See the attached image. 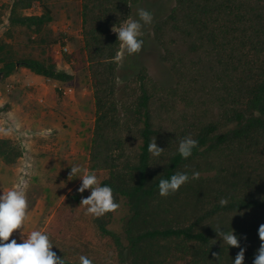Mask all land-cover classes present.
<instances>
[{
  "label": "trees",
  "instance_id": "1",
  "mask_svg": "<svg viewBox=\"0 0 264 264\" xmlns=\"http://www.w3.org/2000/svg\"><path fill=\"white\" fill-rule=\"evenodd\" d=\"M42 1L12 0L9 27L40 32L53 20ZM139 2L81 0L95 107L89 169L106 173L101 186H110L119 204L93 222L114 244L121 264L124 256L130 264H233L240 249L223 244L217 226L234 230L246 250L243 264H253L264 224V0H173L169 14L154 24L152 38L174 86L161 87L142 68L120 88L114 57L121 48L111 29L131 17ZM37 4L41 14H23ZM0 65V79L21 67L63 84L74 80L51 55L19 57L6 41H0ZM188 136L198 147L183 159L178 144ZM154 137L165 149L159 158L147 151ZM21 157L20 146L0 138L5 164ZM175 172L200 176L161 197L159 180ZM221 198L228 199L227 206L219 205ZM123 207L126 245L112 228Z\"/></svg>",
  "mask_w": 264,
  "mask_h": 264
},
{
  "label": "rangeland",
  "instance_id": "2",
  "mask_svg": "<svg viewBox=\"0 0 264 264\" xmlns=\"http://www.w3.org/2000/svg\"><path fill=\"white\" fill-rule=\"evenodd\" d=\"M11 2L0 0V41L13 45L19 57L51 55L58 69L73 74L74 80L64 84L73 93L64 95L58 90L63 83L34 81L32 74L21 67H17L12 77L0 79V138L13 140L22 150V157L15 164L7 165L0 158V195L26 184L29 206L25 234L33 230L47 234L54 245L52 250L64 258L79 264V256L85 255L92 264H121L114 244L97 231L93 222L97 217L79 208L82 197H88L90 190L80 194L82 181L77 177L67 179L73 165L92 171L89 148L95 107L81 32V0H43L51 9L53 20L38 33L24 27H9ZM173 5V0H140L132 7V19H138L140 8L152 13L154 19L142 29L140 39L144 43L140 53L129 56L123 49L120 51L123 53L119 61L120 88H125L133 74L142 68L161 87L174 86L175 79L161 61V50L152 38L154 24L167 16ZM38 12L42 13L40 4L23 14ZM63 47L68 48L67 52ZM38 96L44 98L43 103L37 101ZM92 172L100 181L106 176L104 172ZM127 215L128 210L123 207L112 224L124 245L122 220ZM21 231L14 232L10 239L21 243ZM124 259L123 264H130L127 256Z\"/></svg>",
  "mask_w": 264,
  "mask_h": 264
},
{
  "label": "clouds",
  "instance_id": "3",
  "mask_svg": "<svg viewBox=\"0 0 264 264\" xmlns=\"http://www.w3.org/2000/svg\"><path fill=\"white\" fill-rule=\"evenodd\" d=\"M137 15L138 19L129 17L120 27L115 25L111 29L113 33L117 34L120 48L129 56L141 52L144 43L140 39L144 34L142 29L145 26H150L154 19L153 14L143 8L138 9ZM122 55L123 53L118 51L114 60L119 62ZM197 147V140L191 136L185 137L179 141V155L183 159H188ZM164 150L158 146L156 137L147 146L148 153L154 158L161 157ZM199 176V172H193L191 177L186 172H175L170 179H160L159 195L167 198L178 192L190 179L196 180L199 179ZM74 177L82 181L78 188L80 194L90 190V195L86 198L82 197L79 206V208H85L87 215L99 218L118 210L119 204L115 201L113 189L107 185L101 186V181L95 172L80 165H73L67 179L72 181ZM26 188L27 185L22 184L2 191L3 194L0 195V264H66L65 258L58 257L52 250L54 245L47 234L39 230L25 234L24 224L28 219L27 209L29 206ZM218 203L221 207H225L229 201L226 198H221ZM17 230H22L20 232L21 243H18L16 239H10ZM214 231L223 244L240 249L233 264H243L246 250L241 248L239 238L234 234V230L221 231V228L217 226ZM258 236L261 244L254 254L253 264H264V224L259 226ZM213 241L215 244L216 241ZM214 256L218 260L219 255L214 254ZM79 264H92V260L85 255H80Z\"/></svg>",
  "mask_w": 264,
  "mask_h": 264
},
{
  "label": "crops",
  "instance_id": "4",
  "mask_svg": "<svg viewBox=\"0 0 264 264\" xmlns=\"http://www.w3.org/2000/svg\"><path fill=\"white\" fill-rule=\"evenodd\" d=\"M28 10V9H27ZM26 10V11H27ZM32 10H29V11H27V12H31ZM40 12H38L37 14H39ZM21 70H26V71H28L30 74H32V76H33V78H34V81H37V82H39V81H41V80H43L44 78L43 77H41V76H37V75H35V74H33L32 72H30L28 69H26V68H20ZM9 77H12V76H9ZM8 77V78H9ZM8 78H6V79H8ZM45 80V79H44ZM46 80H48V79H46ZM48 81H52V80H48ZM55 83H56V81H55ZM58 83V82H57ZM31 96H33L32 94H31ZM37 101L39 102V103H43L44 102V98L42 97V96H38L37 97ZM6 139V138H5Z\"/></svg>",
  "mask_w": 264,
  "mask_h": 264
},
{
  "label": "built area",
  "instance_id": "5",
  "mask_svg": "<svg viewBox=\"0 0 264 264\" xmlns=\"http://www.w3.org/2000/svg\"><path fill=\"white\" fill-rule=\"evenodd\" d=\"M32 10V9H28L27 11ZM64 52H67L68 48L67 47H63ZM8 86V85H7ZM9 87V86H8ZM59 91H62V93L64 95H68V94H72L73 93V89L71 87L65 86V85H61L58 87Z\"/></svg>",
  "mask_w": 264,
  "mask_h": 264
}]
</instances>
